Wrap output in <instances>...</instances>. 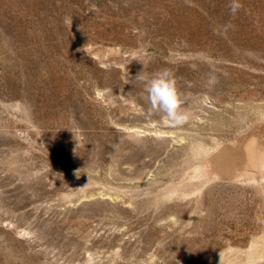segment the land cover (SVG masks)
I'll return each instance as SVG.
<instances>
[{
    "label": "rangeland",
    "instance_id": "obj_1",
    "mask_svg": "<svg viewBox=\"0 0 264 264\" xmlns=\"http://www.w3.org/2000/svg\"><path fill=\"white\" fill-rule=\"evenodd\" d=\"M240 2L0 0V264H264V0ZM138 60L185 125L148 116Z\"/></svg>",
    "mask_w": 264,
    "mask_h": 264
},
{
    "label": "clouds",
    "instance_id": "obj_2",
    "mask_svg": "<svg viewBox=\"0 0 264 264\" xmlns=\"http://www.w3.org/2000/svg\"><path fill=\"white\" fill-rule=\"evenodd\" d=\"M227 7L229 14L234 17L243 5L240 0H228ZM133 82L141 85L146 94L144 100L148 105V116L158 115L174 127H182L189 121L190 114L182 107L184 97L177 86L175 74L170 69L161 68L148 73L144 71L143 64V69L134 77Z\"/></svg>",
    "mask_w": 264,
    "mask_h": 264
}]
</instances>
